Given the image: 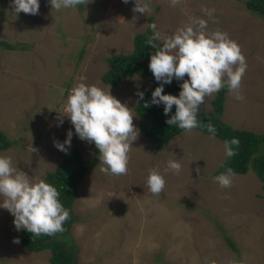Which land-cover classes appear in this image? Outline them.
I'll list each match as a JSON object with an SVG mask.
<instances>
[{
    "label": "rangeland",
    "instance_id": "1",
    "mask_svg": "<svg viewBox=\"0 0 264 264\" xmlns=\"http://www.w3.org/2000/svg\"><path fill=\"white\" fill-rule=\"evenodd\" d=\"M147 3L149 10L141 14L132 11L134 0H88L59 11L40 0L37 15H16L11 0H0V40L17 45L0 47V129L13 141L0 154L11 157L18 171L45 180L65 154L53 141L63 142L72 130L70 148L93 159L95 144L81 140L59 111L79 82L110 87L131 108L138 137L128 153L127 174L101 171L106 166L98 159L79 183L72 226L76 264H264V181L253 168L235 173L231 185L221 188L214 177L226 159L224 142L195 129L182 131L156 151L141 133L135 109L137 93L153 88L150 76L136 74L117 86L102 80L108 59L132 53L134 37L149 25L168 36L192 18H203L209 31H225L239 44L247 63L243 99L227 90L223 120L264 134V16L248 8L247 0ZM205 9H214L211 17ZM216 95L206 97L198 112L210 111ZM58 118L63 119L59 126ZM170 159H179V173L164 171ZM151 168L164 174L160 194L148 188ZM13 220L0 208V264H51L50 249L24 248L22 229Z\"/></svg>",
    "mask_w": 264,
    "mask_h": 264
},
{
    "label": "clouds",
    "instance_id": "2",
    "mask_svg": "<svg viewBox=\"0 0 264 264\" xmlns=\"http://www.w3.org/2000/svg\"><path fill=\"white\" fill-rule=\"evenodd\" d=\"M52 9H75L78 5L87 4L88 0H48ZM129 3V0H123ZM175 4L176 0H172ZM12 12L16 15H37L40 0H11ZM149 10L147 0H134L133 12L141 14ZM211 17L214 9H205ZM153 29L147 43L152 51L149 69L158 86L153 90L151 104L164 105L167 116L175 105V112L166 123L179 129L191 131L200 126L197 119L199 106L205 98L220 91L223 87L234 94L236 99H243L241 80L246 71V58L239 44L225 31H209L207 21L203 18H192L189 23L178 28L168 36H162ZM187 74V79H184ZM173 79L182 81L179 94L164 92V86ZM143 99L144 92L137 93ZM145 107L149 102H145ZM126 102L113 96L110 87L79 82L69 90L66 104L62 111L70 118L76 135L81 140L94 143L99 150V160L106 167L101 171L113 175H125L128 171L129 151L133 141L138 137V129L133 124V114ZM63 119L58 118V126ZM211 137L217 129L211 123L206 125ZM141 131V130H140ZM73 132L69 130L63 142L54 140V146L67 152L71 146ZM239 145L236 137L224 141L225 156L236 155L233 146ZM182 165L179 159H170L165 172L179 173ZM198 172V170H197ZM235 173L228 167L214 177L221 188L231 185ZM165 177L158 169L148 170L147 185L151 193L160 194L165 187ZM60 193L55 186L38 177H30L13 166L9 156L0 154V208L7 209L13 215V224L17 230L25 229L33 236L41 234L53 236L63 232V223L69 217V211L59 199ZM14 243L19 240L14 238Z\"/></svg>",
    "mask_w": 264,
    "mask_h": 264
},
{
    "label": "trees",
    "instance_id": "3",
    "mask_svg": "<svg viewBox=\"0 0 264 264\" xmlns=\"http://www.w3.org/2000/svg\"><path fill=\"white\" fill-rule=\"evenodd\" d=\"M246 4L248 8L264 16V0H247ZM152 22L153 17H150V23ZM152 33L153 29L148 27L146 33L136 35L132 53L111 56L108 59L110 67L104 73L102 80L106 84L117 86L125 78H131L136 74L145 73L150 76L153 88L152 90L148 88L142 90L144 97L142 100L138 98L135 109L139 117L141 133L156 144L157 151L184 130L179 129L177 126H169L166 123V120L174 114L175 105H173L172 111L166 116L163 104L155 105L150 103L152 92L159 84L148 66L151 53L155 51L147 43ZM0 47L13 50L16 49L17 45L0 40ZM181 83L182 81L173 79L170 84L164 86V92L178 95ZM227 90L228 88L225 86L217 92L216 97L212 101V109L210 111L197 113L200 126L194 129L208 133L206 125L211 122L217 129L215 137H218L223 142L233 137L239 139V145L233 146L236 150V155L230 158L226 157L217 170V174H221L228 167L232 168L234 173L239 174H246L253 168L256 174L264 181V134L236 128L223 120L222 115ZM145 102H149L148 107L144 106ZM12 145L13 141L0 129V151L8 149ZM98 159L99 150L96 147L95 157L91 160H88L78 147H73L65 152L55 170L47 172L45 181L57 188L60 193L59 199L69 211V217L63 223L64 231L53 236L44 234L33 236L32 233L22 229L20 240L26 250L38 252L50 249L51 264H76L77 246L72 237V226L77 220V216L73 211V205L79 194V183L97 163ZM227 242L232 249L237 251L238 247L233 240L227 237Z\"/></svg>",
    "mask_w": 264,
    "mask_h": 264
}]
</instances>
